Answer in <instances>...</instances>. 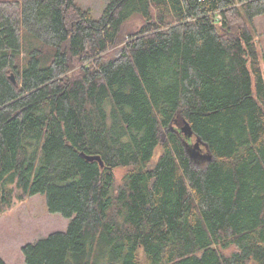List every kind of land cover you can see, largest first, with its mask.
Returning <instances> with one entry per match:
<instances>
[{
    "label": "trees",
    "instance_id": "trees-1",
    "mask_svg": "<svg viewBox=\"0 0 264 264\" xmlns=\"http://www.w3.org/2000/svg\"><path fill=\"white\" fill-rule=\"evenodd\" d=\"M262 16L264 0H111L99 16L0 0V214L43 194L69 218L15 264H264ZM183 120L211 161L190 159Z\"/></svg>",
    "mask_w": 264,
    "mask_h": 264
},
{
    "label": "rangeland",
    "instance_id": "rangeland-1",
    "mask_svg": "<svg viewBox=\"0 0 264 264\" xmlns=\"http://www.w3.org/2000/svg\"><path fill=\"white\" fill-rule=\"evenodd\" d=\"M110 1L76 0L78 5L90 9L95 16L101 15ZM142 22L141 18H136L128 28L132 30L139 28ZM255 26L260 63L264 73V16L255 20ZM165 133V129L160 131L161 141L165 138ZM188 142L193 145L196 138L192 137ZM160 151L161 147L158 148L156 155ZM125 172V169H116L117 178L122 179ZM68 224L69 218L60 213L50 212L45 195L28 196L23 200L16 198L14 205L0 214V257L10 264L23 263L25 256L22 248L25 244L35 242L53 231L66 230Z\"/></svg>",
    "mask_w": 264,
    "mask_h": 264
},
{
    "label": "water",
    "instance_id": "water-1",
    "mask_svg": "<svg viewBox=\"0 0 264 264\" xmlns=\"http://www.w3.org/2000/svg\"><path fill=\"white\" fill-rule=\"evenodd\" d=\"M12 78L14 79L13 74H12ZM170 128L172 130L181 132V134L184 136V144L189 154V157L192 161H197L198 159H207L208 161L212 160L213 155L207 151L206 149L207 147L205 149L203 148V145L206 146V144L202 142V140L199 137H196V142L193 145L188 142V139L194 137V130L191 124L187 120H183V123L178 128L175 127L174 125H172ZM200 151H202V153ZM82 155L90 160H99L101 164H103L101 158L97 155L90 156L84 153H82Z\"/></svg>",
    "mask_w": 264,
    "mask_h": 264
}]
</instances>
